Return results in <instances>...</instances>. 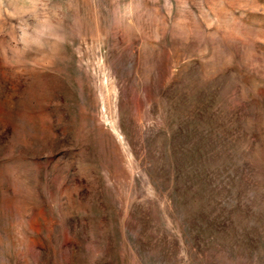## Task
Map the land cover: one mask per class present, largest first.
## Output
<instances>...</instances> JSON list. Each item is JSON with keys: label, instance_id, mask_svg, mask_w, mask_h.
<instances>
[{"label": "rangeland", "instance_id": "374dc122", "mask_svg": "<svg viewBox=\"0 0 264 264\" xmlns=\"http://www.w3.org/2000/svg\"><path fill=\"white\" fill-rule=\"evenodd\" d=\"M0 264H264V0H0Z\"/></svg>", "mask_w": 264, "mask_h": 264}]
</instances>
